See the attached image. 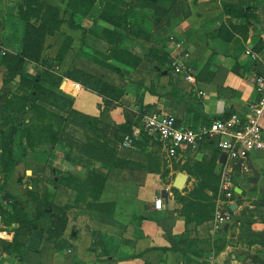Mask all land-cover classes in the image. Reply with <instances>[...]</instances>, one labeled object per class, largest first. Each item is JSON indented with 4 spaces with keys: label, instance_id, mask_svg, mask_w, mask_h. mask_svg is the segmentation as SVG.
I'll return each mask as SVG.
<instances>
[{
    "label": "crops",
    "instance_id": "0c3cea01",
    "mask_svg": "<svg viewBox=\"0 0 264 264\" xmlns=\"http://www.w3.org/2000/svg\"><path fill=\"white\" fill-rule=\"evenodd\" d=\"M186 1L189 15L167 32L160 29V35L156 34L157 26L153 24V11L135 8L151 26L149 33L142 37L146 40L143 46L146 56L135 68L125 70L114 58L105 60L125 71L123 75L84 54L97 51L108 55L112 44L93 34L102 35L104 29L124 33L121 46L126 51H131L135 44L125 37L122 22L111 23L99 18L100 0L83 17L80 28H64L65 36L71 38V45L62 64L69 69H81L125 91L118 101L114 100L110 107L104 108L101 96L77 82L64 79L63 91L73 98L72 114L86 120L82 140L90 147L111 146L115 156L133 164L109 168L86 157L84 163L69 151L65 159V153L59 149L61 153L52 159L54 169L64 167V172L68 171L81 181L91 172L105 178L98 199L86 195L82 205H70L65 211L68 218L60 219L61 230L53 228L47 232L50 226L47 216L35 220L37 229L24 230L19 235L20 253L1 250V241H11L15 231L0 219V264H264V149L250 152L247 170L232 172L235 195L231 203L235 204V209L231 210V221L213 232L210 220L200 224L185 223L184 216L178 212L182 204L174 198L172 183L178 172H184L187 180L183 189H174L185 195L193 188L197 180L189 168L195 161L217 150L216 143L208 141L195 148L182 146L172 156V161L165 151V143L142 129V117L154 112L173 114L178 127L194 129L228 113L246 117L249 105L258 98L254 81L257 75H264V45L260 51L253 46L259 38L264 43V26L252 28L249 20L247 27L232 29L231 24L241 22L224 12L223 0ZM172 10L175 15L182 13L178 3L172 5ZM256 30L260 37L253 36ZM52 38L61 39V34ZM50 40L52 44L53 39ZM174 40H182L183 49L189 52L186 63L196 78L195 83L172 71L170 63L180 52ZM134 48L140 51L139 46ZM246 50L254 53L255 58L246 54ZM97 57L101 59L99 55ZM204 65L206 68L201 70ZM50 110L57 112L53 108ZM129 120L133 129L140 130L135 140L144 136L140 146H121L124 134L118 128ZM260 124L264 137V118ZM77 128L69 124L65 131L76 139L78 135L74 130ZM217 152L216 173L225 164L219 162L223 152L219 149ZM146 153L156 157L158 172H149L145 168ZM163 168L167 170L162 178ZM14 176L11 175L6 183L1 180L5 191L11 194L9 186L15 180ZM54 189L52 202L56 208L64 207L75 194L65 185L55 184ZM19 198L28 218L34 220L37 206L29 194L22 193ZM156 198L162 199L161 209L154 207ZM222 244L224 246L219 249Z\"/></svg>",
    "mask_w": 264,
    "mask_h": 264
},
{
    "label": "trees",
    "instance_id": "16d2710c",
    "mask_svg": "<svg viewBox=\"0 0 264 264\" xmlns=\"http://www.w3.org/2000/svg\"><path fill=\"white\" fill-rule=\"evenodd\" d=\"M98 0H75V4L83 8L82 15H86L90 12L93 5ZM100 2H102L100 0ZM180 4L182 13L181 15H175L172 10L173 4ZM164 4H167L164 7ZM123 5L124 8H119ZM101 11L99 18L107 20L111 23L122 22L125 29V37L132 42L133 47L131 51L124 49L121 46L123 41L124 33H115L114 31L103 30L102 35L93 32L95 36L104 38L112 44V49L108 51V55H102L97 51H89L84 53L94 61L103 64L110 68L112 71L123 75V71L120 67L108 64L105 60L108 58H114L117 62H120L121 67L135 68L142 57L146 56V49H144V42L146 34L149 33L151 26L145 16L135 11V8H148L153 11L154 20L153 24H159L160 29L163 32H167L168 29L177 25L183 18L189 15V5L186 0H132L131 2H125L124 0H105L102 2ZM44 10L46 13L44 14ZM223 10L225 13L243 20V23L231 24L232 29L241 30L242 26H248L249 23V9L244 5V0H223ZM18 14L26 23V32L23 42V47L15 56H12L8 62L14 75L20 73L22 64L28 59L33 63H38L45 68L42 73L39 69H36L35 74L32 78L22 77L20 85H26L29 88L26 95H13L12 99L9 97L5 100L4 105H0V116L3 121H7L9 126L7 130H0L1 148H0V166L6 168L7 165L14 166L18 160L14 155L15 152V137L17 133H20V140L17 147L21 149L22 153L25 154L28 151H35L37 147L42 143H48L52 148L59 143L64 146L67 142L73 141V137L69 135L61 123H56L53 126V120L63 119L59 113L48 111L44 106L40 105L39 102H45L61 112H65L67 115L72 114L73 111V98L65 93H58L60 83L63 78L72 80L79 83L83 88L90 90L101 96L103 99L104 108L110 107L111 102L118 101L124 94V89L118 88L102 78L91 75L81 69L71 68L62 74L56 73L57 64L62 61L65 52L70 48L71 38L67 37V43H64L59 53L54 59L49 58L47 64V58L41 57L39 51L40 44L43 39V35H52L54 31L58 30L60 23H63L65 19H55L56 14L50 10V7L44 5L39 0H21L18 4ZM32 20L39 22L38 25L32 23ZM70 28H78L79 26L71 18L68 21ZM135 28V29H132ZM143 35V36H142ZM168 38V37H167ZM140 47V51H137L134 46ZM264 43L259 38L257 43L253 46V49L260 51ZM100 56L99 59L97 56ZM206 65L201 70H204ZM202 73V71H201ZM42 75L48 77L49 87H44L42 82ZM198 78V76H197ZM14 79V77H12ZM32 112L33 116L30 120L23 119L22 116L27 112ZM230 113L226 114L227 117ZM128 117V115H127ZM108 127V125H105ZM123 134H131L132 126L129 121H125L119 128ZM116 138H119L116 135ZM144 139V136L142 137ZM142 139L134 141V144L140 146ZM76 140V139H74ZM122 141V140H121ZM105 147V146H100ZM99 148V147H98ZM97 148V149H98ZM97 149H93L97 151ZM143 152V148L140 147ZM218 150V148H216ZM217 150L211 155L203 156L199 161H195L189 168L191 174H193L197 180L195 189L188 195H181L176 189L174 190V198L182 204V208L178 210L179 214L185 218V223L193 222L200 224L204 221L210 220L214 211V196L218 191L219 185V173L215 172L216 161L219 157ZM102 157L97 158L102 165L109 168L113 167H128L132 162L115 156L114 152L108 148H104L99 151ZM148 162L145 168L149 172H158V162L156 157L151 153H146ZM65 159L67 153L64 154ZM56 173H53V172ZM51 176L55 175L54 179L50 178V183L56 185H65L75 191V194L80 195V200L83 201L86 195L91 197L93 200L98 199L102 185L105 178L95 172H91L88 175L86 181H81L70 175V173L63 172L59 173L53 167L50 168ZM77 183V184H76ZM75 184V186H74ZM81 185L83 188L80 190ZM206 190L211 192L209 194ZM55 189L52 187L43 197V200L38 201L37 206V217L29 219L22 203L19 198L11 193H4L1 196L2 200L10 205V208H5L0 203V217L2 222L8 227L14 228L15 234L11 241L2 240L1 250L8 251L9 253H20L22 243L19 240V235L22 231H30L37 229L38 225L34 222L41 217H48L50 219V226L47 232H51L53 228L55 231L61 230L63 226L60 219L63 218L62 214L55 213L51 216L49 209L56 208L52 202ZM235 195V192H234ZM233 195V196H234ZM264 202V200H263ZM70 205L65 204L62 210L69 208ZM246 212V211H245ZM243 212L245 216L246 213ZM60 221V222H59ZM249 222V219L247 220ZM224 245L222 244L220 248Z\"/></svg>",
    "mask_w": 264,
    "mask_h": 264
},
{
    "label": "rangeland",
    "instance_id": "374dc122",
    "mask_svg": "<svg viewBox=\"0 0 264 264\" xmlns=\"http://www.w3.org/2000/svg\"><path fill=\"white\" fill-rule=\"evenodd\" d=\"M20 1L21 0H0V105L1 106L5 104V100L8 97L9 99H12L13 95H17V94L26 95L28 93L29 88L26 87V85L23 86L20 85L22 77H26L30 79L35 74L36 69H39L41 73L42 70L45 69L42 68L40 64L33 63L31 60L28 59L22 64L20 73L16 75H14L13 71L9 66L8 60L12 56L18 54V52L23 47V42L26 32V23L23 19H21V17L18 14V4L20 3ZM39 1L44 5L50 7L51 11H54L56 16L55 15L52 16H54L55 19H58V17L65 19L63 23H60L58 30L54 31L52 35L49 34L43 35V39L40 44V47L37 49L41 57H45L48 59L47 60V64H48L49 58L54 59V57H56L57 54L59 53L63 44L67 43L66 42L67 36H65V29L69 27L68 21H70V18L75 23H77V25L79 26L78 28H80L83 17H85L87 14L82 15L83 8L77 6L74 2L75 0H39ZM244 5L249 9L248 17L249 20L252 22V24H250L251 27L253 28L254 25H256L258 29L259 28L261 29L264 26V0H244ZM92 8H94V5ZM119 8L123 9L124 6L120 5ZM45 13L46 11L44 10V14ZM239 22L243 23V20L239 19ZM32 23L38 25L39 22H35L34 20H32ZM154 26H157L156 34L160 35V28H159L160 26L158 24H155ZM60 34H61V39L52 38L55 35L56 37H58ZM254 34H255L253 35L254 37L257 36L260 37L259 31L255 32ZM50 39H53L52 44L50 43L51 41ZM55 49H57L56 52ZM57 66L58 67L56 69V73L58 74H62L69 69V67H67L65 64H62V61H60L59 64H57ZM16 76H18V79L16 78ZM12 77H14V79H12ZM64 79L65 78H63L60 83L59 86L60 90H57V92L61 94L65 93L63 91ZM41 84L44 87H49L48 77L46 75H42ZM67 95L70 96V94ZM39 104L44 106L48 111H52L50 110L52 108L56 109L45 102H39ZM56 111L57 112L55 113H58L59 110L56 109ZM59 114L61 117H63V119L59 120L55 118L53 120V126L56 125V123H61L64 128H66V126H68L69 124L74 125V127L77 126L78 128L74 130V133L78 135V138H76V140L67 142L64 146L57 143L54 146L55 149L49 148V144L45 142L40 144L37 147V150L28 151L25 154H23L21 149L17 147L18 142L20 140V133L18 132L14 139L15 141L14 144H16L14 155L16 157V160H18L17 163L14 166L7 165L6 168L0 166V203L5 208L9 209L10 205L6 202V200L1 199V196L4 193H8L5 191L4 185L1 183V180H4V182L6 183L7 180L10 178V176L14 174L15 180L9 186L10 190L13 193L12 195H15L16 197L19 198L22 193H27L29 194V197L31 198L34 205H36L38 201L41 202L43 200L45 192L47 193L52 187H54V184L50 183V178L52 177L54 179L55 175L51 176L50 168L52 167L54 168L52 159L55 154L61 153L60 150L62 151V153L63 152L67 153V151H69L70 154L75 156V159H80L79 160L80 162L82 159L84 160V163H86L87 161L86 158L97 160V158L102 157L99 153L101 148L104 149L106 147L109 150L113 151V148L108 145H105V147L99 146V148L96 146L90 147L88 145H85V142L82 140L84 139L83 138L84 130L82 129V127L84 121H86L85 118L71 113L68 116H65L64 114L66 113L61 111H59ZM32 116H33L32 112L29 111L26 114H24V116L22 117L25 120H30ZM8 126L9 123L7 121H3L0 116V130L5 129L4 131H6ZM87 137L90 138V136ZM2 140L3 139L1 138V134H0V148H1ZM93 149H97V151ZM169 160L173 161L174 159L173 157H170ZM163 169L164 172H162V178L164 177L165 171L167 170L166 168ZM56 170L59 173H63L64 167ZM87 178L88 176L85 178L84 181H86ZM78 186H80V190L83 188L81 185ZM19 187H23V188H19ZM193 189L195 188L193 187L187 190L185 195L190 194L192 191H194ZM68 201H69V203H67L68 205H82L79 194H74V197L73 196L70 197ZM52 211L58 214H62L63 217L68 218V214L67 213L65 214L66 209L62 210L61 208H52ZM0 219L2 220L1 217Z\"/></svg>",
    "mask_w": 264,
    "mask_h": 264
},
{
    "label": "built area",
    "instance_id": "2783aa9c",
    "mask_svg": "<svg viewBox=\"0 0 264 264\" xmlns=\"http://www.w3.org/2000/svg\"><path fill=\"white\" fill-rule=\"evenodd\" d=\"M173 42L180 52L170 63L172 71L183 74L185 80L195 83L196 78L186 63L189 52L183 49L182 40ZM245 53L255 58V54L251 51L246 50ZM254 85L258 98L249 105L246 117L230 113L227 117L216 118L209 124H203L195 129L178 127L175 116L169 113L154 112L144 115L141 120L142 129L146 133L158 137L165 143V151L169 157L174 156L177 149L182 146L195 148L200 143L208 141H214L217 148L225 154V164L218 172V191L214 196V211L210 219V228L213 232L221 230L232 218L230 209L234 195L232 172L247 170L250 152L264 149V137L260 124V120L264 118V75H257ZM139 134V129H133L131 134H124L121 146L133 147ZM153 204L156 209H161L162 199L156 198Z\"/></svg>",
    "mask_w": 264,
    "mask_h": 264
},
{
    "label": "water",
    "instance_id": "95a60500",
    "mask_svg": "<svg viewBox=\"0 0 264 264\" xmlns=\"http://www.w3.org/2000/svg\"><path fill=\"white\" fill-rule=\"evenodd\" d=\"M16 78L18 79V76H16ZM225 154L222 153L220 155V158H219V162L220 163H224L225 162ZM187 180V175L184 173V172H178L173 180V183H172V186L178 190H182L183 187H184V184ZM230 209L231 210H234L235 209V204L234 203H231L230 204ZM51 210V209H49ZM51 215H53L52 212H50Z\"/></svg>",
    "mask_w": 264,
    "mask_h": 264
}]
</instances>
